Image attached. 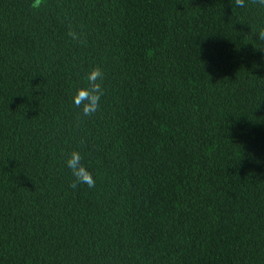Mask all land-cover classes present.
Listing matches in <instances>:
<instances>
[{"label": "trees", "instance_id": "1", "mask_svg": "<svg viewBox=\"0 0 264 264\" xmlns=\"http://www.w3.org/2000/svg\"><path fill=\"white\" fill-rule=\"evenodd\" d=\"M31 3L0 0V264H264V6Z\"/></svg>", "mask_w": 264, "mask_h": 264}, {"label": "clouds", "instance_id": "2", "mask_svg": "<svg viewBox=\"0 0 264 264\" xmlns=\"http://www.w3.org/2000/svg\"><path fill=\"white\" fill-rule=\"evenodd\" d=\"M253 4L264 6V0H251ZM44 0H32L30 8L36 9L43 5ZM234 4L238 8L246 7V0H234ZM258 39L264 41V28L258 32ZM67 35L74 41L83 43L81 35L77 33L71 25L68 27ZM86 86L79 87L72 95L73 105L81 110L83 116L91 117L99 111L100 101L104 95L103 70L99 67H93L85 76ZM83 157L76 150L71 151L66 160L65 165L69 168L72 176L75 178L70 187L75 189L78 185H86L89 188L95 186V179L91 172L82 163Z\"/></svg>", "mask_w": 264, "mask_h": 264}]
</instances>
